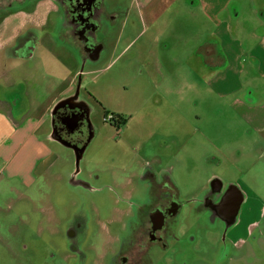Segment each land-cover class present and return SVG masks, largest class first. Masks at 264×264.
<instances>
[{
	"label": "rangeland",
	"instance_id": "obj_1",
	"mask_svg": "<svg viewBox=\"0 0 264 264\" xmlns=\"http://www.w3.org/2000/svg\"><path fill=\"white\" fill-rule=\"evenodd\" d=\"M10 2L0 0V36L23 30L28 43L3 53L17 74L0 98L15 119L38 122L76 76L91 135L80 157L48 141L50 158L25 148L0 159V264H264V133L209 91L216 63L171 61L189 22L174 20L154 48L162 63H145L133 0H104L96 50L76 45L54 1ZM232 190L242 205L225 220L220 195Z\"/></svg>",
	"mask_w": 264,
	"mask_h": 264
},
{
	"label": "crops",
	"instance_id": "obj_2",
	"mask_svg": "<svg viewBox=\"0 0 264 264\" xmlns=\"http://www.w3.org/2000/svg\"><path fill=\"white\" fill-rule=\"evenodd\" d=\"M134 11L142 28L137 38L145 48L138 52L140 61L162 63L154 48L167 41L174 20L184 17L191 30L185 34L180 48L169 50L180 52L171 61L216 63L209 75V91L230 101L235 113L253 132L264 133V0H133L129 14ZM22 31L0 36V83L6 80L9 84L17 74V67L3 62V53L8 52V58L12 59L24 49H9L23 35ZM186 52L192 55L184 56ZM69 78L67 86L55 93L38 122L15 119L12 104L0 98V159H16L25 148H35L39 160L54 155L47 142L62 141L54 131V119L52 125L48 122L51 116L54 118L59 101L74 90L77 77ZM46 123L44 140L38 135ZM41 147L47 148V152L41 151Z\"/></svg>",
	"mask_w": 264,
	"mask_h": 264
},
{
	"label": "flooded vegetation",
	"instance_id": "obj_3",
	"mask_svg": "<svg viewBox=\"0 0 264 264\" xmlns=\"http://www.w3.org/2000/svg\"><path fill=\"white\" fill-rule=\"evenodd\" d=\"M15 1V2H14ZM33 0H11L14 4H22ZM58 5V13L60 12L64 22H68L67 31H71L79 39L78 47L97 49L96 36L101 31V21L106 18L107 13L102 6L104 0H52ZM10 2V3H11ZM5 11L14 8L7 6ZM12 7V8H10ZM49 21V20H48ZM66 37V36H65ZM21 37L18 39L20 40ZM16 46L18 49L26 47L27 41H18ZM81 88V79L78 77L75 81V86L71 94L60 100L54 111V131L57 137L68 146L75 148L81 152L86 146L90 135L91 127L89 123V113L86 106L79 100V92ZM114 117L108 115L105 121H113ZM219 197V195H218ZM221 202L218 205V210L225 220H232L240 211L242 205V195L232 190L226 194L220 195ZM153 222L157 228L165 226L163 215L161 212L155 214ZM257 225L252 224V226ZM235 248H240L245 245L244 241L235 240L231 242Z\"/></svg>",
	"mask_w": 264,
	"mask_h": 264
},
{
	"label": "trees",
	"instance_id": "obj_4",
	"mask_svg": "<svg viewBox=\"0 0 264 264\" xmlns=\"http://www.w3.org/2000/svg\"><path fill=\"white\" fill-rule=\"evenodd\" d=\"M108 116V112H106L105 118Z\"/></svg>",
	"mask_w": 264,
	"mask_h": 264
},
{
	"label": "water",
	"instance_id": "obj_5",
	"mask_svg": "<svg viewBox=\"0 0 264 264\" xmlns=\"http://www.w3.org/2000/svg\"><path fill=\"white\" fill-rule=\"evenodd\" d=\"M79 153V157H80V152H78Z\"/></svg>",
	"mask_w": 264,
	"mask_h": 264
}]
</instances>
